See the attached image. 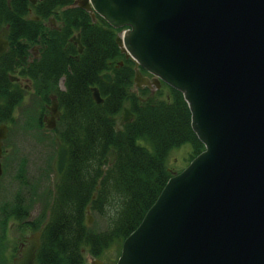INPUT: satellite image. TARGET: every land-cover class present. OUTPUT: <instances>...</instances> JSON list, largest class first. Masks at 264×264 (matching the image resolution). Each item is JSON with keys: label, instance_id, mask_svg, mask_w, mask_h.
<instances>
[{"label": "water", "instance_id": "water-1", "mask_svg": "<svg viewBox=\"0 0 264 264\" xmlns=\"http://www.w3.org/2000/svg\"><path fill=\"white\" fill-rule=\"evenodd\" d=\"M74 4L92 18L98 14L110 26L123 27L115 41L134 61L135 85L163 81L180 91L191 128L204 146L168 177L122 240L113 264H264V0ZM101 78L110 81L111 75L104 72ZM91 90L102 102L98 88ZM49 109L46 127L53 128L59 116L54 98ZM133 116L123 105L119 123ZM107 157L111 165L113 148ZM67 161L66 144L55 138L52 184ZM38 236L33 234L36 241L23 249L18 264H34ZM90 260L108 264L95 256Z\"/></svg>", "mask_w": 264, "mask_h": 264}, {"label": "trees", "instance_id": "trees-1", "mask_svg": "<svg viewBox=\"0 0 264 264\" xmlns=\"http://www.w3.org/2000/svg\"><path fill=\"white\" fill-rule=\"evenodd\" d=\"M72 1L0 0V23L8 24L10 39L0 58V121H14L13 110L25 95L9 80L15 71L31 78L42 110L48 94H56L61 113L53 138L66 144L69 161L53 195L50 189L49 198L41 201L39 219L45 223L35 264H84L85 253L113 264L122 240L174 172L167 163L170 150L188 144V163L204 146L191 128L181 92L166 83L154 93L147 87L135 89L133 61L115 42L117 28L98 14L93 20L83 8L70 5ZM28 7L39 19L27 17ZM51 16L57 27L44 23ZM76 32L79 53L70 40ZM36 42L40 56L29 61L28 49ZM106 71L112 75L110 82L100 78ZM61 74L64 90L58 88ZM94 85L102 102L91 96ZM123 105L134 116L120 124ZM110 148L115 160L108 165ZM15 175L24 177L19 171ZM87 205L93 216L106 218L104 227L86 225Z\"/></svg>", "mask_w": 264, "mask_h": 264}, {"label": "rangeland", "instance_id": "rangeland-1", "mask_svg": "<svg viewBox=\"0 0 264 264\" xmlns=\"http://www.w3.org/2000/svg\"><path fill=\"white\" fill-rule=\"evenodd\" d=\"M54 23L58 24L59 22L54 21ZM40 108L41 106L38 100L31 92H28L14 110L15 120L11 123L13 124L10 129L11 134L7 139L8 149L10 152L12 151L13 157L7 159L2 174L0 206L5 200L10 201V199L14 198L16 193L20 191L26 193V187L19 182L22 177L20 179L15 175L17 171L23 173L24 177L26 176L25 178H27L28 183L35 185L33 192L35 193L37 191L36 198L40 199V201H45L50 196L49 190L52 187L51 162L55 155V149L52 140V131L44 126L38 125ZM140 142L144 144L143 141ZM188 150V144H182L170 150L167 160L169 168L173 171L182 169L188 161ZM46 155L53 156L50 158V156L47 157ZM13 158L16 159L14 160ZM21 163H23V170L20 171L18 167ZM93 223L97 228L104 227L106 218L104 216L92 215L90 224ZM7 226V243L5 245L8 247L7 252L9 253L13 249V246L28 231L20 229L19 220H16L14 223H8ZM113 255L114 252H112ZM91 256L85 253L84 264H92L90 260ZM105 262L112 264L109 259H106Z\"/></svg>", "mask_w": 264, "mask_h": 264}, {"label": "flooded vegetation", "instance_id": "flooded-vegetation-1", "mask_svg": "<svg viewBox=\"0 0 264 264\" xmlns=\"http://www.w3.org/2000/svg\"><path fill=\"white\" fill-rule=\"evenodd\" d=\"M29 1L31 4H35L38 0H29ZM70 5L78 6V5L74 4V0L71 2ZM27 9H28L27 14H26L27 17L35 19V20L39 19V16L33 13L31 7H28ZM92 19L94 20L95 16ZM54 21L57 22L54 19V17L51 16L46 21H44V23L47 26L57 27L58 24L54 23ZM113 28H115V27H113ZM122 30H123V27H118L116 32H115V37ZM8 33H9L8 24L1 22L0 23V47L4 46V49H2L0 51V58L2 56V53L5 52L10 45V39L8 37ZM70 40H72L74 42V44L77 45V52L79 53L81 51V50L79 51V43H80L79 33L76 32V33L72 34L70 36ZM38 46H39L38 42L32 43L30 45V47L28 49L30 52V54L28 56L29 61H33V59H37L40 56V53L38 51ZM81 49H82V45H81ZM123 54H124L125 58H129V57L125 56V53H123ZM74 57H75V59H77L78 54H75ZM129 59H131V58H129ZM119 63L122 64V60H120ZM133 69H134V61H133ZM139 69H140V67H139ZM140 71L144 76L148 77L149 79L152 78V74H150L148 71L144 70L142 67H141ZM106 72H108V71H106ZM108 73H110V72H108ZM101 74H100V78H101ZM110 75H111V73H110ZM133 78H134V76H133ZM101 79L103 81H105L103 78H101ZM9 80L11 83L17 84L20 88H23L25 95H26V93L31 92V94L34 95L35 98L38 100L39 96L35 92L34 85H33V82H32L30 77H28L26 75H21L18 71H15V72L10 74ZM111 80H112V75H111ZM64 81H65V75L61 74L59 76V79H58V88L60 90L65 89ZM110 81H105V82H110ZM133 83H134V79H133ZM162 83H165V82L160 81L159 86H157L152 81L150 82V84H143L141 86H136L134 83L133 86L135 89L147 87V88H149V90L152 93H154L155 90L162 87ZM94 86H96V85H94ZM24 96H23V98H24ZM91 96H92V90H91ZM53 98L57 102L56 94L54 92L48 94V102L43 101V104L45 105V109L42 110L40 108L41 110L39 111L38 125L40 124L42 127L44 126L48 130L52 131V133L54 134V129L57 126V120H58L60 113H61V110L58 107V102H57V108L59 110V116L55 120V126L53 128L46 127V120H45L46 117L50 115V109H48V108H49L51 100ZM15 108H14V110H15ZM14 110H13V116H14ZM14 120H15V116H14ZM11 123L12 122H8V121H0V165H1L0 186H1L2 174H3L4 168H5V163H6L8 158L9 159L12 158V153H11L12 151L10 152L8 149V146H7V139H8V137H10V134H11L10 129L13 126V124H11ZM3 125H4V127L1 128V126H3ZM55 138H58V137H56V136L54 137V149H55ZM8 154H9V156H8ZM51 166H52V162H51ZM52 173H53V168H52ZM25 177H23L19 182L26 187V193L25 192L23 193L22 191H20V192L16 193V196L14 198L10 199V201L5 200L0 206V264H18V259L24 257V255H25V253L23 252V249L27 250V248L31 244V242L36 241L33 238V234L38 232L39 233V236H38L39 245L35 249L34 256H33V262L35 264L36 252L40 246V237H41L43 225L45 223V219L44 220L42 219L41 221L39 219L40 213L42 211L44 204H43V202L40 201V199L36 198V196H37L36 192L37 191L35 193L33 192L35 189V185L28 183V180ZM51 180H52V177H51ZM55 184H52V181H51V185H52V187H51L52 193L51 194L52 195L55 191V189H54ZM38 208H39V210H38ZM46 211L47 212H46L45 218L48 217V210H46ZM16 220H19L20 229L21 230L24 229V230L28 231V233L24 234V236L19 240V242H17L13 246V249L8 253L7 252L8 247L5 245V243H7V235H6L7 227H8L7 224L8 223H14Z\"/></svg>", "mask_w": 264, "mask_h": 264}, {"label": "bare ground", "instance_id": "bare-ground-1", "mask_svg": "<svg viewBox=\"0 0 264 264\" xmlns=\"http://www.w3.org/2000/svg\"><path fill=\"white\" fill-rule=\"evenodd\" d=\"M121 56H122V55H121ZM129 69H130V68H128V70H129ZM140 69H141V67H140ZM121 76H122V75H121ZM99 105H100V104H99ZM43 106H44V105H43ZM48 109H49V108H48ZM57 121H58V120H57ZM52 138H53V137H52ZM53 139H54V138H53ZM50 141H51V140H50ZM42 143H43V142H42ZM44 143H45V141H44ZM51 144H52V143H51ZM54 151H55V150H54ZM11 153H12V152H11ZM69 153H70V152H69ZM8 156H9V154H8ZM10 156H11V155H10ZM17 156H18V154H17ZM17 156H15V157L18 158ZM46 156H47V155H46ZM48 156H50V155H48ZM48 156H47V157H48ZM51 156H53V155H51ZM51 156H50V158H51ZM12 157H13V156H12ZM69 157H70V156H69ZM16 158H15V159H16ZM13 159H14V158H13ZM13 159H12V160H13ZM15 159H14V160H15ZM23 161H24V160H23ZM68 161H69V160H68ZM18 162H19V161H18ZM13 164H14V163H13ZM22 164H23V163H22ZM22 164H21V165H22ZM18 165H19V164H18ZM22 169H23V168H22ZM26 169H27V168H26ZM66 169H67V168H66ZM27 170H28V169H27ZM61 179H62V178H61Z\"/></svg>", "mask_w": 264, "mask_h": 264}, {"label": "clouds", "instance_id": "clouds-1", "mask_svg": "<svg viewBox=\"0 0 264 264\" xmlns=\"http://www.w3.org/2000/svg\"><path fill=\"white\" fill-rule=\"evenodd\" d=\"M113 215L115 214V210L113 211V213H112Z\"/></svg>", "mask_w": 264, "mask_h": 264}]
</instances>
